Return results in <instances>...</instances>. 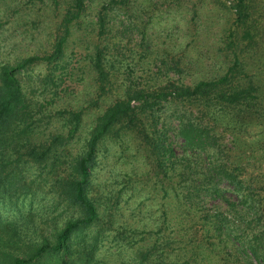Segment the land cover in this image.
<instances>
[{"label": "trees", "instance_id": "trees-1", "mask_svg": "<svg viewBox=\"0 0 264 264\" xmlns=\"http://www.w3.org/2000/svg\"><path fill=\"white\" fill-rule=\"evenodd\" d=\"M36 1L54 12L49 48L0 60V264H264V171L247 173L237 160L247 151L264 157V86L249 69L254 47L264 62L257 51L264 0H230L222 48L230 63L219 76L190 83L158 69L152 74H167L150 84L131 77L128 63L130 86L112 99L105 96L123 61L108 55L105 36L115 8L131 0L104 1L91 19L92 0H0V35L15 15H26L24 25L41 24L33 18ZM37 66L40 89L51 94L41 102L27 92L35 89ZM87 69L95 87L85 106L46 112ZM93 108L85 145L72 154L69 141ZM52 118L60 124L42 132ZM106 141L122 152L133 145L145 166L123 174L110 205L94 186ZM137 185V193L146 187L158 200L152 228L131 226L117 212L119 196ZM123 248L135 250L124 258Z\"/></svg>", "mask_w": 264, "mask_h": 264}, {"label": "rangeland", "instance_id": "rangeland-1", "mask_svg": "<svg viewBox=\"0 0 264 264\" xmlns=\"http://www.w3.org/2000/svg\"><path fill=\"white\" fill-rule=\"evenodd\" d=\"M104 1L108 0H92L86 18L94 17L96 9ZM229 3L230 0H131L128 8H115L113 14L115 17L109 27L113 31L106 33L105 43L111 47L108 50V55L114 54L118 57L123 61L121 64L123 67L116 64L118 71L112 72L115 82L105 98L112 99L115 93L125 91L130 86L126 69L128 63L133 68L131 77H134L135 80L144 79L150 84L157 78L163 80L167 74L153 75L152 73H156L158 69H161V72L168 71L167 75L171 77L174 75L190 83L215 78L222 74L230 63L222 50L225 31L232 20ZM34 9L33 18L40 20L41 24L24 25L22 22L26 15H23L22 18L15 15L10 17L9 22L8 20L3 22L0 35L1 61L12 60L17 55L39 53L49 48L48 33L56 21L54 12H50L39 1H36ZM261 22V32L264 35V16ZM260 44L261 51L260 45H257V51L264 55V42H260ZM255 50L254 47L253 52L256 59L250 61L249 69L252 73L260 74L257 75L261 78L264 86V62L257 60ZM162 60L166 64H162ZM175 62L178 63L177 68L168 70L167 66L174 65ZM256 67L257 69H255ZM177 71L179 74H176ZM43 72L42 66L34 68L31 73L35 89L33 92L27 90L34 100L38 99L40 102L45 96L51 95L40 89L42 84L37 80L36 75ZM91 76V72L87 69L83 74L84 79L76 82L75 75L73 79H70L71 81L65 83L70 85L67 87V95L60 99L56 98L55 103L47 106L46 112L53 114L54 110L85 106V101L91 97L95 87ZM98 105L100 106L99 110L103 109L102 102H99ZM96 111L98 108L85 111L79 132L69 141V150L72 154L80 152L85 145V138ZM57 120L59 119L52 118L40 130L47 133L54 126L60 124V122H56ZM248 130L254 133L257 128L250 126ZM245 136L248 139L251 138L248 134H244ZM225 137L226 146L234 151L233 146L229 143L230 136L226 134ZM121 147L113 146L109 141L104 142L101 148L106 152L100 153L94 169V186L95 189L98 187L96 192L100 194L107 205L113 202L110 201V196L119 192L123 187L124 173L131 174L132 170L137 172L145 169V166L142 167L141 160L135 157L133 145H130L125 152L121 151ZM230 153L232 154L231 151ZM241 156L237 160L242 165H246L247 173L259 169L264 171V157L252 155L249 151L242 152ZM138 187H134V190L126 188L123 191L117 200L116 207L119 208L117 212L131 226L152 228L154 220L159 217L158 200L149 198L146 187L137 193L136 190L141 189V186ZM49 199L48 194L42 204L48 203ZM132 250L135 248H123V257L131 256ZM104 254L112 260L117 259L114 249H107Z\"/></svg>", "mask_w": 264, "mask_h": 264}]
</instances>
